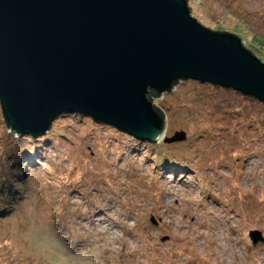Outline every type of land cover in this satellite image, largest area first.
Returning <instances> with one entry per match:
<instances>
[{
	"label": "rangeland",
	"instance_id": "rangeland-1",
	"mask_svg": "<svg viewBox=\"0 0 264 264\" xmlns=\"http://www.w3.org/2000/svg\"><path fill=\"white\" fill-rule=\"evenodd\" d=\"M187 4L264 61V0ZM152 101L166 117L152 144L76 112L15 133L0 105V187L14 203L0 216V264H264V240L249 235L264 236V101L194 79ZM164 146L187 168L156 165Z\"/></svg>",
	"mask_w": 264,
	"mask_h": 264
},
{
	"label": "water",
	"instance_id": "water-1",
	"mask_svg": "<svg viewBox=\"0 0 264 264\" xmlns=\"http://www.w3.org/2000/svg\"><path fill=\"white\" fill-rule=\"evenodd\" d=\"M182 79L264 101V61L187 0H0V105L15 133L41 135L76 112L157 141L166 117L153 96Z\"/></svg>",
	"mask_w": 264,
	"mask_h": 264
},
{
	"label": "trees",
	"instance_id": "trees-1",
	"mask_svg": "<svg viewBox=\"0 0 264 264\" xmlns=\"http://www.w3.org/2000/svg\"><path fill=\"white\" fill-rule=\"evenodd\" d=\"M178 81L179 80H177V82H175V84H177L178 83ZM174 83L172 84V86H174L175 85ZM171 88H173V87H171ZM167 91H169V90H167ZM161 93H163V92H161ZM160 92H159V94H157V95H155V96H153V97H157V96H159L160 94H161ZM153 100V99H152ZM155 106H157L156 104H155ZM158 107V106H157ZM159 109H161L160 107H158ZM161 111H162V109H161ZM162 113H163V115L165 116V113H164V111H162ZM102 123V122H101ZM13 131V130H12ZM144 140V139H143ZM144 142H146V143H148V144H152V143H155V141H149V140H144ZM164 143V142H163ZM167 149V147L166 146H164L163 147V149L158 153V155H157V163H156V165H163V164H166V165H168V166H171V168L172 169H175V171L174 172H177V170H179V169H182L183 167H186V164H184V161L183 162H180V160H178L179 159V154L178 153H173L171 156H166V157H162V154L163 153H165V150ZM30 150V149H29ZM30 151H32V150H30ZM159 151V150H158ZM26 152V151H25ZM27 154V152L26 153H21V157L19 156V159H18V161H17V163H16V165L15 166H17L16 167V171L15 172H17V176L19 175L20 176V180H14L13 181V183L11 184L12 185V189H13V191H15L16 193H15V198H16V200H20L22 197H23V195H24V192H23V188L22 187H20L19 185L20 184H25V182H26V180H23V179H26L27 177L24 175V176H22L21 177V175H20V173H21V171H22V169L24 168V167H28L27 166V158L25 159L24 157H25V155ZM29 155H31L32 156V160H33V155L31 154V152H29L28 153ZM178 156V157H177ZM34 163V162H33ZM0 168H1V170L2 169H5L6 170V166H1V164H0ZM187 168V167H186ZM189 168V167H188ZM1 177H3V173H2V175L0 176V179H1ZM22 178V179H21ZM48 181V183H51V180L49 179V180H47ZM20 188H19V187ZM95 190H97L98 192H101L100 190V188L98 187V186H95V188H94ZM5 189H4V186L2 185L1 187H0V216H4L3 214L5 213V212H8V211H11V209H12V207L14 206V203H11V202H9V200H8V198L7 197H5ZM10 195H12L11 194V192H10ZM13 196V195H12ZM84 241V242H83ZM83 241H81V242H83L81 245H86V242H85V240H83Z\"/></svg>",
	"mask_w": 264,
	"mask_h": 264
},
{
	"label": "bare ground",
	"instance_id": "bare-ground-1",
	"mask_svg": "<svg viewBox=\"0 0 264 264\" xmlns=\"http://www.w3.org/2000/svg\"><path fill=\"white\" fill-rule=\"evenodd\" d=\"M164 92V91H163Z\"/></svg>",
	"mask_w": 264,
	"mask_h": 264
}]
</instances>
